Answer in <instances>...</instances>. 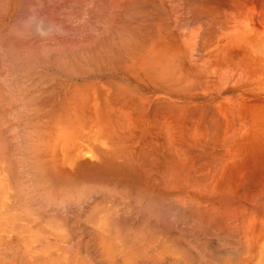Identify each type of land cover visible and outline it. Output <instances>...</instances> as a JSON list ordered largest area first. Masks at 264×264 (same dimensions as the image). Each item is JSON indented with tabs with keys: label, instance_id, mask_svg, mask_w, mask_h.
Segmentation results:
<instances>
[{
	"label": "rangeland",
	"instance_id": "obj_1",
	"mask_svg": "<svg viewBox=\"0 0 264 264\" xmlns=\"http://www.w3.org/2000/svg\"><path fill=\"white\" fill-rule=\"evenodd\" d=\"M147 1L0 0V264H122L129 255L131 264H245L246 236L231 232L234 224L226 231L196 202L185 208L200 197L168 178L180 135L162 122L197 98L264 101V1L251 10L258 25L223 36L202 25L213 15L206 7L177 0L176 18L167 14L174 0ZM199 24L201 35L185 36ZM248 48L261 59L259 82L234 84L241 63L225 59ZM169 58L167 72L158 61ZM215 66L233 82H218ZM176 195H186L184 207ZM243 203L254 213L262 205ZM98 215L109 219L105 233ZM246 264H264V244Z\"/></svg>",
	"mask_w": 264,
	"mask_h": 264
},
{
	"label": "bare ground",
	"instance_id": "obj_2",
	"mask_svg": "<svg viewBox=\"0 0 264 264\" xmlns=\"http://www.w3.org/2000/svg\"><path fill=\"white\" fill-rule=\"evenodd\" d=\"M149 1L152 2L153 0H148L147 1L148 4H149ZM178 1L180 3H183L184 6L191 5V6H194V8H197V6L198 7L201 6V8L206 7L208 11H210V13H213L212 16H215V18L214 17L212 18V16L210 18L208 13L206 16L205 15L206 13L204 11L203 12L204 16H206V18L208 19H205L207 21L205 23L202 22V25H204V27L206 26V29L209 27L211 30H213V33L215 32V28L218 31L220 30L219 32L221 33L220 34L221 36H223L222 34H224L225 31H228L229 29H233V28L235 32L237 33L240 30V28L245 26L246 23L250 22L249 20L254 22V19L252 18L251 10H254L255 6L258 5L256 4L257 2L256 0H178ZM178 1L177 0L172 1L171 8ZM261 4H262V1L259 3L258 7ZM194 8L192 7L193 11H194ZM259 10H260V7H259ZM164 12L165 11H163V13ZM167 12H168L167 14H169V12L172 13V16L174 17L177 16L176 18H181L183 9L181 10V6H179V4L177 3L176 7L170 9V11L167 10ZM184 12H187V11H184ZM200 12L198 14H200ZM261 13L264 16V12H261ZM183 17L184 16H182V18ZM186 19L187 18L185 17V20ZM218 20H219V24L216 25L215 22ZM256 21L257 22L256 23L254 22V24L259 23L258 21L260 20H256ZM186 23L188 24V20ZM202 25L199 24V26H194L191 29L189 35H187L188 34L187 33L185 36L201 35ZM167 27L169 29L168 25ZM180 29H182V26L180 27ZM258 30H260L263 33L264 26L262 25L259 26ZM254 31L256 32L257 30H254ZM224 35H227V34H224ZM254 37H256V40L258 41L262 40L261 36H254ZM251 39L254 40L255 38H251ZM186 43L188 42H184L185 46H186ZM229 49L233 50L232 47ZM247 50L248 52H242L243 51L242 50L240 57H237L238 55H234L236 59L232 58L233 56L231 57L232 54L227 55V61L225 59V62L227 63L232 62L233 65H235L236 61H239L241 63V66L235 65V67L233 68L235 72L232 73V77L234 74L236 80H234L233 82V80H231V78L228 77V80L232 81L234 84H237L238 82L243 81V80H248L247 82H251L252 84L259 82L260 72H261L260 71L261 59L258 55H253L252 54L253 52L250 48H248ZM211 52L213 53V51ZM154 53H156V51ZM162 55H160V57H162ZM216 55L214 56L215 57L214 59H216ZM176 57H177L176 59H178V56ZM156 58H151L150 61L154 62L153 60ZM164 58L166 57L164 56ZM170 58L166 59L165 62L164 60L158 61V64L160 65L161 69H163L164 71H167V72L170 71L171 70L170 67L174 65V64L171 65L170 64L171 62L169 63L167 61V60L171 61L172 58L171 59ZM174 58L173 60H175ZM178 60H180V57ZM210 66H213V65H210ZM172 68H175V66ZM215 68L217 67L215 66ZM215 68L211 67L212 70H214ZM221 69H222L221 67L217 68V71L219 73L216 71V74L218 73L219 76L217 75L216 77L215 76L216 74H214V76L217 78L218 82H220L219 81L220 79L223 82L224 81L226 82L228 81L226 80L227 76L225 75V73L221 74L225 70L224 69L221 70ZM209 73L211 74V72ZM220 76L222 77L218 79V77ZM228 76H231V75L229 74ZM217 91H220V90L217 89ZM226 96L227 97L219 96V98L215 100H213V98L210 99L212 101L210 100L206 101V99L197 98L195 101H193V103L187 102V104L184 103L183 105L181 104L179 106L172 107V110L167 112L166 120L162 122L163 130L173 132V134L180 135V136H179V141L174 144V147H175L174 158L175 159H173L172 160L173 162L171 161L169 166L166 167V169H168V172L166 170L165 173L167 172L166 174L169 175L168 178L170 177V181L174 180L175 184L174 182L172 183L174 186H177L179 184L178 186H180L181 188L182 186L183 187L186 186V188L188 187L187 189L184 187V189L186 191H188L189 189L191 193L193 192V196H199L200 197L199 201L204 200V203H205V204L203 203L204 204L203 205L204 207H203L202 202L198 203L199 201L196 198H191L189 196L190 200H187V199L185 200L184 196L186 195L184 196L182 195L184 199L180 196V198H182L181 200L180 198L178 199L179 195H176L177 201L175 202L176 203L178 202V205H180V207L182 205L179 203L180 200H181L180 201L181 203L184 202V206L187 201H189V203L191 201V204L193 203L194 205L196 202L198 204V205L197 204L195 205L197 207L196 209L199 212H201L202 210L203 213L205 211L204 214H207L209 218L212 219L211 221L212 223L216 222V225L218 226V228H222L220 227L221 223H222V226L226 225L225 227H223L226 231H227L226 227L228 224L231 226H228L227 228H230V227L233 228L234 225L236 229L241 227V229L240 228L237 229L238 231L235 228L234 230L233 229L232 230L228 229V230H230L231 232L235 231V234H238L241 236L240 239L242 238L245 239V236H246L247 242L246 240L245 242H246V248H247L246 249L247 258L244 261V263L246 264L248 260L250 259V257L255 255L257 251H259V248L264 244V217L262 219V216L264 215V157L262 156V154L264 153V131H262V134H261L262 138H259L261 129H264V104H263L264 101L259 100L255 103L254 101L253 102L251 101L248 103H242L241 101H238V99L236 100L235 97H231L230 94H229L230 97H228V95ZM191 99H194V97ZM243 135L245 136L242 138ZM190 146L199 147L201 151L200 154L197 155L196 157H192L191 152L189 151ZM187 153L189 154L187 155ZM17 170L19 172L20 169L18 168ZM170 181H169V185H171L170 183L172 182ZM16 185L17 184L13 182L14 188L16 187ZM174 186H173V189H174ZM3 187L5 188L4 185ZM177 187H175V189H177ZM180 187L179 189H177L176 191L174 190V191L175 192H178L179 190L182 191ZM169 188L170 187H168L167 189L170 191ZM17 189L18 188L16 187L15 190ZM173 189L171 188V191ZM185 190L183 191L185 192ZM22 192H23V189L22 190L18 189L17 191H15L17 196H18V193L21 195ZM0 193H1V190H0ZM179 193L181 192L179 191ZM179 193H176V194H179ZM188 193H187V196H188ZM181 194H183V192ZM1 201L3 202V198L0 199V202ZM243 202H248L250 206L251 204H255L259 202L258 203L259 206L262 204L261 208L262 206L263 208L261 210V208L259 207L260 209H257L255 211L256 213L253 212V210L255 209L253 210L250 209L251 211H247L249 207L247 209L246 208L247 206L245 207L244 206L245 203ZM193 204L191 205V207L193 206ZM187 206H188V202H187ZM187 206H185V208ZM200 206L201 208H204V209H200L199 208ZM1 207L3 208L2 203H0V210H2ZM243 208H246V210ZM28 209H31V203H27L24 207L21 208V210H23L24 212H28ZM196 209L194 208V210L198 212ZM203 213L201 214L199 213V215H196V214L195 215L199 217ZM259 213H261L260 214L261 218L259 216ZM207 215L200 216V218L204 217L203 219H205ZM98 216L99 217L97 218V221L98 219L99 220L102 219V220H100V223L99 222L97 223V226L99 224L98 227H100L101 232L105 233L104 232L105 228L109 227V219L104 221L103 219L106 218V216L104 217L103 216L101 217V215H98ZM107 216L111 217V214ZM208 216L206 219H208L209 221H206V222H208L209 224L211 219H209ZM255 216L260 219H256ZM102 221L104 222L102 223ZM218 223L220 226L218 225ZM259 223L261 226L258 225ZM232 224L234 225L232 226ZM211 225H215V224H211ZM243 225L245 226L244 228H243ZM0 227H2L1 224H0ZM115 227H116L115 228L116 233H118L117 231L118 226L115 225ZM235 234H234L235 237L238 236ZM240 236H238V238ZM7 249L8 248H5V250ZM145 250H147V248ZM142 253L143 254L139 256L140 258L141 257L144 258V260L142 258L144 262L146 259H149V262H150V259L151 260L153 259L152 256L147 255V252H142ZM135 256L136 255L127 256V259H125V261L122 262V264H131L132 262H135L134 261V259L136 258ZM155 262L157 263V261ZM152 263L156 264L154 263V261H152ZM179 263L177 262V264Z\"/></svg>",
	"mask_w": 264,
	"mask_h": 264
}]
</instances>
